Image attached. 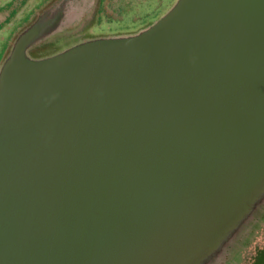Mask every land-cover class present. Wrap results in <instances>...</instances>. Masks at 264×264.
I'll return each mask as SVG.
<instances>
[{
    "label": "water",
    "instance_id": "95a60500",
    "mask_svg": "<svg viewBox=\"0 0 264 264\" xmlns=\"http://www.w3.org/2000/svg\"><path fill=\"white\" fill-rule=\"evenodd\" d=\"M251 1L248 14L240 0H183L134 42L8 64L0 83V261L24 211L28 231L94 230L62 245L66 264L114 262L132 235L169 227L164 216L177 204L154 199L201 175L213 151L231 152L233 135L260 130L258 120L236 118L235 88L253 74L264 80V52L253 47V74L243 72L248 55L216 21L264 32V6ZM220 102L225 118L217 119Z\"/></svg>",
    "mask_w": 264,
    "mask_h": 264
},
{
    "label": "rangeland",
    "instance_id": "374dc122",
    "mask_svg": "<svg viewBox=\"0 0 264 264\" xmlns=\"http://www.w3.org/2000/svg\"><path fill=\"white\" fill-rule=\"evenodd\" d=\"M50 1L0 0V55H3L0 83L12 60L33 59L36 61L30 62L39 63L87 46L127 44L139 40L167 20L183 0H73V5L67 7L71 17L59 21L61 28L55 34L40 44L15 48L20 37L18 32L32 16L61 0ZM251 2L240 0V6L243 5L248 14L251 9L245 6ZM248 18L238 17L243 22ZM216 21L229 27L230 39L238 44L237 52L248 55L247 63L241 65L240 70L253 74L249 57L253 47L264 52V32L256 35L252 30H245L242 35L234 20L218 16ZM251 37L255 38L254 46ZM196 69L202 72L205 67L197 65ZM183 83L188 87L190 82L185 80ZM236 86L239 91L236 118L258 120L260 130L252 135L243 132L233 135L236 141L231 152L213 151L212 157L200 162L201 175L197 173L189 182L173 185L172 196L154 199L158 203L172 199V204H177L175 210L164 216L167 221H173L168 228L172 235L187 227L190 231L192 229L180 225V216L194 227L204 225L198 245L190 248L191 256L186 264H264V80H255L253 74L251 80L237 82ZM220 109L221 102L214 118H225V112L222 114ZM199 144L202 146V142ZM29 214L30 211H24L17 215V219L14 217L21 226L9 232L10 243L3 249L0 264H66L59 257V251L71 239L69 237L78 241L94 233L91 227L81 226L56 228L46 233L28 231L29 226L23 224L30 222Z\"/></svg>",
    "mask_w": 264,
    "mask_h": 264
},
{
    "label": "trees",
    "instance_id": "16d2710c",
    "mask_svg": "<svg viewBox=\"0 0 264 264\" xmlns=\"http://www.w3.org/2000/svg\"><path fill=\"white\" fill-rule=\"evenodd\" d=\"M259 1L264 6V0ZM1 58L2 55H0V60ZM23 70L24 68H19L17 73H21ZM203 209L204 207H201V210ZM179 220L182 227H192L191 231L187 227V229H181L172 235L167 230L173 225V222L170 221L164 226H169L166 230L144 232L143 235L138 232L129 238L127 246L116 251L113 256L114 262L108 264H172L174 262L186 264L185 261L191 256L190 248L193 245H198L199 233L203 230L204 225L203 227L200 225L194 227L186 222V218ZM139 227H144V224Z\"/></svg>",
    "mask_w": 264,
    "mask_h": 264
},
{
    "label": "crops",
    "instance_id": "0c3cea01",
    "mask_svg": "<svg viewBox=\"0 0 264 264\" xmlns=\"http://www.w3.org/2000/svg\"><path fill=\"white\" fill-rule=\"evenodd\" d=\"M50 2L54 3L53 0ZM73 2V0H61L53 7L42 8L38 11L22 31L18 32L17 36L20 37L15 48H27L36 43L40 44L47 37L55 34L61 28L59 21L71 17L67 7L72 6Z\"/></svg>",
    "mask_w": 264,
    "mask_h": 264
},
{
    "label": "flooded vegetation",
    "instance_id": "af4514ba",
    "mask_svg": "<svg viewBox=\"0 0 264 264\" xmlns=\"http://www.w3.org/2000/svg\"><path fill=\"white\" fill-rule=\"evenodd\" d=\"M2 57H3V55H2ZM1 60H2V58H1ZM1 60H0V62H1ZM21 61H23V62H30V61H36V60L31 59V60L28 61V60L25 59V60H21Z\"/></svg>",
    "mask_w": 264,
    "mask_h": 264
}]
</instances>
